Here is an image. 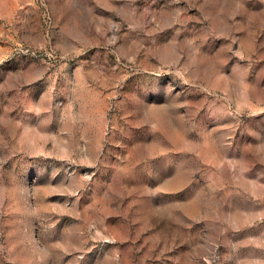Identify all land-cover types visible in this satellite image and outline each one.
<instances>
[{
  "label": "rangeland",
  "instance_id": "1",
  "mask_svg": "<svg viewBox=\"0 0 264 264\" xmlns=\"http://www.w3.org/2000/svg\"><path fill=\"white\" fill-rule=\"evenodd\" d=\"M0 264H264V0H0Z\"/></svg>",
  "mask_w": 264,
  "mask_h": 264
}]
</instances>
